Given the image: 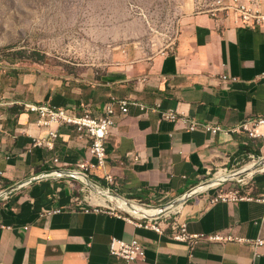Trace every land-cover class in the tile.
I'll return each mask as SVG.
<instances>
[{"label":"crops","instance_id":"crops-1","mask_svg":"<svg viewBox=\"0 0 264 264\" xmlns=\"http://www.w3.org/2000/svg\"><path fill=\"white\" fill-rule=\"evenodd\" d=\"M16 67H0V193L7 192L0 198L6 226L0 227V264H264V246L204 241L191 251L170 237L175 222H185L191 233L264 237V202L255 200L264 195V168L253 166L264 160V137L212 134L202 127L190 131L185 121L233 128L264 116V28L252 30L234 18L217 20L194 10L182 16L170 48L148 54L125 48L102 72L56 77ZM111 97L156 110L145 113L131 104L128 113L116 117L106 140V164L91 177L97 186L157 208L223 172L230 176L224 186L244 179V191L255 199L212 203L214 189L197 191L159 215L168 216L164 234L141 227L125 210L129 219L116 214L121 210L86 212L89 204L83 200L93 201V193L82 190L78 179L43 175L74 170L91 158L88 145L61 126L52 149L34 146L36 139L50 136L24 104L101 114ZM166 110L180 120H162ZM243 168L248 169L239 172ZM108 174L115 184L108 183ZM56 209L61 211L48 213ZM113 236L139 239L145 258L127 262L112 256Z\"/></svg>","mask_w":264,"mask_h":264},{"label":"rangeland","instance_id":"rangeland-1","mask_svg":"<svg viewBox=\"0 0 264 264\" xmlns=\"http://www.w3.org/2000/svg\"><path fill=\"white\" fill-rule=\"evenodd\" d=\"M213 1L0 0V67L17 66L56 77L102 72L113 54L125 48L146 54L170 48L182 16L207 10ZM81 184L88 195L93 193ZM231 187L207 189L215 194ZM110 206L124 212L114 201Z\"/></svg>","mask_w":264,"mask_h":264},{"label":"built area","instance_id":"built-area-1","mask_svg":"<svg viewBox=\"0 0 264 264\" xmlns=\"http://www.w3.org/2000/svg\"><path fill=\"white\" fill-rule=\"evenodd\" d=\"M198 11L206 12L217 20L234 18L241 25L252 30L264 28V0H214L210 8ZM222 78L224 80L228 79L227 76H223ZM231 79L236 80L235 77ZM131 104L138 106L140 110L145 113L150 110H156V107L154 106H147L141 102H130L127 99H118L115 97H111L105 104L101 114H94L87 108L79 113L69 110L66 107H57L49 103H26L24 104V109L28 112L36 113L39 125L49 132L50 139H36L33 144L34 146L52 149L54 147V140L58 137V127L66 126L76 131L77 138L88 145L91 158H86L79 162L74 171L81 174L80 178L87 177L91 180V177L94 174L93 171L103 168L106 164V140L112 129L116 126V117L128 113ZM161 118L164 121L170 122H177L180 120L179 114L173 110L161 111ZM185 121L187 122L190 131L202 127L212 134L222 131L226 133L245 132L250 138L264 137V131H262V129H264V116L252 120H246L233 128H224L221 125L200 124L196 120L191 119H186ZM53 162L55 164L59 163V159L54 158ZM53 171L56 172L57 170L55 169ZM55 177L58 176L55 175ZM105 177L110 185L115 184L112 175L108 174ZM227 180L228 179L221 180L215 186L220 188ZM81 182L86 184L84 181ZM92 182L97 185L96 180H92ZM246 184L247 182L244 179H239L237 186H232L230 189L221 188L219 192L211 196L210 201L216 203L219 201L237 202L241 200L255 199L244 191L243 187ZM255 200L264 202V195ZM83 201L89 204V207L85 209L86 212L91 210L96 212L109 210L113 213L116 210L113 207H110V205L95 204L91 198H85ZM60 211L61 209H56L48 211V213ZM116 214L119 217L129 219V214L127 213L124 214L123 212H117ZM137 217L139 218L138 224L141 227L152 229L159 234H164L169 228L168 216ZM0 227H6L1 218ZM170 237L175 241L187 243L190 246L191 251H193L199 243L204 241L246 243L252 245L255 249L264 246V237L249 238L236 235L232 232H216L211 234L191 233L185 222L173 223ZM109 247L112 256L122 258L127 262L141 260L146 256V246L137 238L126 241L113 236Z\"/></svg>","mask_w":264,"mask_h":264},{"label":"water","instance_id":"water-1","mask_svg":"<svg viewBox=\"0 0 264 264\" xmlns=\"http://www.w3.org/2000/svg\"><path fill=\"white\" fill-rule=\"evenodd\" d=\"M262 165H264V160H261V161L257 162V163L254 164L253 166H262ZM247 169H248V168H243V169L240 170L239 172L247 171ZM55 175H56V176L68 175V176H71V177H73V178H75V179H79L80 181H84V180H82V179L80 178L81 174H80L79 172L74 171V170H67V171H62V170L60 171V170H57L56 172L51 171V172L45 173L43 176H55ZM228 177H230V176H228ZM86 179H87V181H88V183H86L87 186H88L90 189L93 190V187L91 186L92 180H90V179L87 178V177H86ZM227 179H228V178H227ZM215 182H216V178H212L210 181H208V182H206V183H204V184H201V185H199L198 187H203V186H209V187H210V185H213ZM198 187H197V188H198ZM197 188L191 190L190 192H188L187 194H185L183 197H180V198H178L177 200H174V201L170 202V203L167 204L166 206H163V207H157L156 209H158L159 211H158L156 214H154V215H144V216H145V217H153V216H159V215L163 214L166 210H168V209L172 208L173 206H176V205H178V204L184 202L185 200H187L191 195H193L195 192H197V191H196ZM103 191H104V192H101V193L106 194V195H108V196H111V199H109V200H112V201H114V202H117L118 200H124V201H126V203H128L129 206H132L133 203H134L133 201H131V200H129V199H126V198H124L123 196H120V195H118V194H114V193H112V192H110V191H108V190H103ZM5 194H7V192H1V193H0V198H1L3 195H5ZM127 211H128V210H127ZM129 213H131V212H129ZM131 214H132V213H131Z\"/></svg>","mask_w":264,"mask_h":264},{"label":"bare ground","instance_id":"bare-ground-1","mask_svg":"<svg viewBox=\"0 0 264 264\" xmlns=\"http://www.w3.org/2000/svg\"><path fill=\"white\" fill-rule=\"evenodd\" d=\"M251 174H252V172H251ZM227 178H229L228 174H225L223 172L218 173L216 176V182L213 185H210V187L215 186L219 181L227 179ZM81 179H83L85 183H88V181L85 177H81ZM91 186L93 187V191L95 192V193L93 192L94 193L93 194V201L94 202L106 204V199H111V196H108L106 194L101 193L104 191L100 186L95 185L93 182L91 183ZM208 187L209 186L198 187L196 189V191L205 190ZM116 203H117L118 207H120L121 209H124V210H128L129 212H131L135 216H143L144 217V215H154L159 211L156 208H147V207H143L141 205H138L136 203H133L132 206H129L128 203H126V201H124V200H118Z\"/></svg>","mask_w":264,"mask_h":264},{"label":"trees","instance_id":"trees-1","mask_svg":"<svg viewBox=\"0 0 264 264\" xmlns=\"http://www.w3.org/2000/svg\"><path fill=\"white\" fill-rule=\"evenodd\" d=\"M76 183L78 184V186H80V184H79V182H78V181H76Z\"/></svg>","mask_w":264,"mask_h":264}]
</instances>
